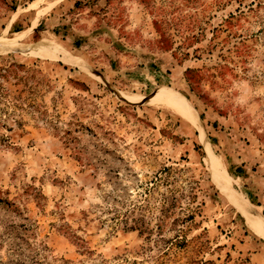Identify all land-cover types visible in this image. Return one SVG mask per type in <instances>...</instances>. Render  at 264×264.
<instances>
[{"label":"rangeland","instance_id":"374dc122","mask_svg":"<svg viewBox=\"0 0 264 264\" xmlns=\"http://www.w3.org/2000/svg\"><path fill=\"white\" fill-rule=\"evenodd\" d=\"M0 264H264V0H0Z\"/></svg>","mask_w":264,"mask_h":264},{"label":"bare ground","instance_id":"6f19581e","mask_svg":"<svg viewBox=\"0 0 264 264\" xmlns=\"http://www.w3.org/2000/svg\"><path fill=\"white\" fill-rule=\"evenodd\" d=\"M47 36V35H46ZM45 37V36H44ZM48 37V36H47ZM41 47H43L44 49H47V51L53 53V54H62L63 56L67 57V51L60 45L57 44L49 39H47L46 37L43 38L42 42L39 44ZM40 47V48H41ZM41 48V49H43ZM44 51V50H43ZM46 51V52H47ZM45 52V51H44ZM168 108V107H167ZM170 108V107H169ZM170 109L173 110V112H175L176 114L182 116L183 118H186L188 121L192 122L194 124L195 120L193 117H191L188 113H186L185 111H183L182 109L176 107V106H172ZM195 125V124H194ZM213 156V155H212ZM208 165L212 168L215 169V165L217 164H223L222 160H218L215 163V160L212 157H208L207 159ZM217 171V170H216ZM216 173V172H215ZM217 174V173H216ZM214 180L215 183L217 184V186L223 191V192H227L228 188L226 186L227 182H225L223 176L218 179V176H214ZM234 196V195H233ZM258 228V227H257ZM254 229V228H252ZM260 232V231H259ZM258 233V232H256Z\"/></svg>","mask_w":264,"mask_h":264},{"label":"trees","instance_id":"16d2710c","mask_svg":"<svg viewBox=\"0 0 264 264\" xmlns=\"http://www.w3.org/2000/svg\"><path fill=\"white\" fill-rule=\"evenodd\" d=\"M20 31H21V29L16 30V32H20ZM236 171H237L238 173H241V169H240L239 167H237Z\"/></svg>","mask_w":264,"mask_h":264}]
</instances>
